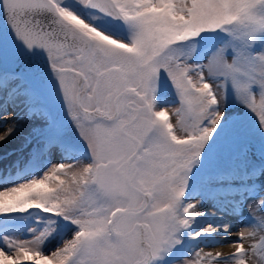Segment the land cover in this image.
Instances as JSON below:
<instances>
[{
	"label": "snow or ice",
	"instance_id": "obj_1",
	"mask_svg": "<svg viewBox=\"0 0 264 264\" xmlns=\"http://www.w3.org/2000/svg\"><path fill=\"white\" fill-rule=\"evenodd\" d=\"M0 13L28 53L46 54L55 81L45 97L31 79L37 66L0 61V145L25 120V171L48 161L42 174L0 191V264H166L188 255L186 239L217 235L235 237L231 251L198 245L183 264H264V148L234 194L232 213L249 209L239 230L194 231L210 213L196 189L189 198L230 98L264 136V0H0ZM165 78L175 101L161 106ZM53 149L64 158L51 162ZM241 155L248 160V146Z\"/></svg>",
	"mask_w": 264,
	"mask_h": 264
},
{
	"label": "rangeland",
	"instance_id": "obj_2",
	"mask_svg": "<svg viewBox=\"0 0 264 264\" xmlns=\"http://www.w3.org/2000/svg\"><path fill=\"white\" fill-rule=\"evenodd\" d=\"M100 23L104 27L117 29L123 33L124 36H126V32L124 31L123 27L114 24L111 21H106V18L102 19ZM33 56L40 57L45 66H41L38 72L32 74V82L41 92V94L47 97L49 85L55 84V81L52 77V73L48 69L46 54L41 52L34 54ZM25 64L29 66L34 65L29 62H26ZM160 95L167 99L168 104H172L173 99L175 101L174 90H172L166 78L163 81L162 92ZM158 99H160V97ZM160 105L164 106L165 104L160 102ZM9 110L12 111L11 108H9ZM17 111L21 115L24 114L23 108H20ZM58 111L60 118L64 119L65 123L67 124V120L63 115L62 108H60ZM171 112L172 110L170 108V118L173 120V122H175V118L171 115ZM226 113L227 124L223 129L219 130V134L213 138V141L210 142V146L205 149V153L202 157V164L193 169V173L190 177L189 198H192V190L196 189L200 196L205 197L207 201L205 204L208 206V208L207 210H204L210 213L209 217H204L196 222V226L193 229L194 231H198L200 227L202 228L207 223L212 222L213 217L218 212L213 208V201L224 207L229 205L233 199L237 198L234 195L238 191L237 185L240 188L244 186V183L247 179V167L253 164V160L255 158L260 157L261 150L264 148V136L261 135L257 119L251 112L244 108L235 99L230 98ZM18 123L19 129L16 136L20 137V140L17 143L20 145L18 149L22 150L21 145L23 143V138L28 129L31 127V123L25 120H20ZM68 129L70 139L75 143H80L79 137L75 133V130L72 129L70 125H68ZM244 146H248L250 149V155L247 161L241 155V149ZM56 150L59 151L58 149H54L51 160L52 157L56 156ZM12 153L14 152L9 150L6 153L7 155H4L0 158V168H7L9 166L13 167L16 162L21 161L23 163L27 159V157H23L21 154L9 156ZM24 153L27 154V150H25ZM46 159H48L47 156ZM40 163L42 166H44L43 168L47 167L48 165V163H44L43 159L40 161ZM261 182H264V177L261 178ZM212 183L219 186L210 187V184ZM248 211V208L243 209V213L241 216H238L239 220H237L233 231L239 230L243 224L248 222ZM34 223V220H28L26 226L30 227ZM60 235L63 236L65 234L61 233ZM22 238H31V233L24 232L22 234ZM58 239L59 237L56 241L49 243L48 246L54 247L58 242ZM206 239L201 241H191L186 239L185 243L181 246L180 252L188 253V255H177L170 257L166 264H183L184 260L191 258L190 254L192 250L198 245L202 246ZM26 264H31V262H26Z\"/></svg>",
	"mask_w": 264,
	"mask_h": 264
},
{
	"label": "bare ground",
	"instance_id": "obj_3",
	"mask_svg": "<svg viewBox=\"0 0 264 264\" xmlns=\"http://www.w3.org/2000/svg\"><path fill=\"white\" fill-rule=\"evenodd\" d=\"M24 62H29L34 64L35 66L40 69L41 66H45V64L41 61L40 57L38 56H29ZM1 99H3L2 94H0ZM6 123V122H4ZM4 131V127L0 126V132ZM20 140V137H17L16 135L11 137L9 140H7L4 144L0 145V158L4 155H7L6 153L9 150H12L14 153L10 154L9 156L14 155H23V157H27V154L24 153L25 151L19 150L18 147V141ZM18 149V150H17ZM57 151V150H56ZM54 152V149L52 150ZM23 153V154H22ZM63 154L60 151L56 152V156L52 158L51 162H56L59 159H63ZM46 168V167H45ZM41 166H37L32 168L30 171L20 170L18 171L17 168H11V169H5L0 170V191L7 190L9 187L14 186L18 182L26 181L27 179L31 178L33 175H40L44 171ZM8 179H5V178ZM236 199V198H235ZM234 200V199H233ZM231 204L224 206V211H218L217 214L213 217V220L211 223L214 224H223L228 223L231 225L232 230H234V226L239 220V215H234L231 211ZM208 206L205 204L204 209L207 210ZM208 224V223H207ZM201 228V227H200ZM217 235L215 239H206L201 247L204 248L205 251L213 250V251H223L225 254H227L232 249L229 246V241L235 239L234 236L229 235L228 238L225 240L221 236L218 237ZM48 248H52L51 246Z\"/></svg>",
	"mask_w": 264,
	"mask_h": 264
},
{
	"label": "water",
	"instance_id": "obj_4",
	"mask_svg": "<svg viewBox=\"0 0 264 264\" xmlns=\"http://www.w3.org/2000/svg\"><path fill=\"white\" fill-rule=\"evenodd\" d=\"M0 33H2V41H0V54L2 57V64L5 69L12 66V63L16 60L23 61L24 58L36 53L42 52L41 50H35L32 53H28L23 44L16 41L12 36V33L8 30L7 25L3 20V14L0 13Z\"/></svg>",
	"mask_w": 264,
	"mask_h": 264
},
{
	"label": "flooded vegetation",
	"instance_id": "obj_5",
	"mask_svg": "<svg viewBox=\"0 0 264 264\" xmlns=\"http://www.w3.org/2000/svg\"><path fill=\"white\" fill-rule=\"evenodd\" d=\"M112 22V21H111ZM114 24H117V25H119L117 22H113ZM119 26H121V25H119ZM122 27V26H121ZM107 28V27H106ZM110 30H112L113 32H114V34L115 35H120V36H124V34L123 33H121L119 30H117V29H113V28H109Z\"/></svg>",
	"mask_w": 264,
	"mask_h": 264
}]
</instances>
